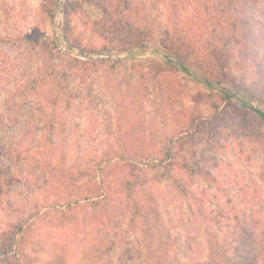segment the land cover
<instances>
[{"label":"rangeland","instance_id":"374dc122","mask_svg":"<svg viewBox=\"0 0 264 264\" xmlns=\"http://www.w3.org/2000/svg\"><path fill=\"white\" fill-rule=\"evenodd\" d=\"M106 1L0 0V232L33 218L44 244L32 251L44 263H55L53 255L60 252L55 243L67 239L66 264H144L141 242L120 233L117 219L103 231L78 225L71 232L50 218L58 208L43 159L62 161L69 170L86 168L119 137L142 144L178 137L176 160L188 159L182 166L186 174L197 163L227 189L216 193L190 176L208 193L203 201L220 225L227 230L235 219L226 210L231 197L247 224L264 228V120L252 108L264 110V0ZM116 3L152 22L157 39L130 51H87L102 45L99 19ZM233 20L231 36L226 26ZM175 28L196 40L195 50L180 43L186 46L180 60L189 72L177 67L179 57L162 45ZM243 40L254 61L247 69L226 53L232 44L237 56L243 54ZM72 59L88 60L90 67ZM107 59L116 61L113 67ZM166 171L158 166L153 173L163 190L159 200L173 253L184 262L203 259L204 228L191 205L170 191ZM246 233L236 234L235 245H250ZM90 243L95 250L96 244L105 248L102 260L87 252Z\"/></svg>","mask_w":264,"mask_h":264},{"label":"trees","instance_id":"16d2710c","mask_svg":"<svg viewBox=\"0 0 264 264\" xmlns=\"http://www.w3.org/2000/svg\"><path fill=\"white\" fill-rule=\"evenodd\" d=\"M107 1L109 4L112 3L111 0ZM140 15L138 11H124L120 3H116L115 8L113 5L111 9L106 8L104 15L99 19V28L103 32L104 41L102 45L89 46L87 51L98 49L130 51L155 41L157 33L152 22L144 20ZM236 24L234 20L227 24L226 31L230 35L231 33L236 35L233 29ZM182 32L175 28L161 41L165 48L179 57L174 59L177 67L189 72L190 69L180 60L182 59L180 56L185 54L186 46L195 50L193 46L196 40L189 35L186 39ZM41 38L39 36L40 40ZM180 43L187 44L182 49ZM246 44L243 40V54L241 52L239 56L232 44L226 50L231 58H238L240 65L245 69L254 65ZM178 46H180L179 53L176 51ZM72 60L81 67H90L88 60ZM105 62L111 63L113 67L116 61L107 59ZM203 71L213 74L210 69L203 68ZM209 79H206V82L213 84ZM240 103L245 108L248 104L244 99H240ZM252 108L264 120V110L253 106ZM177 142L178 137L161 144L133 143L126 138L121 140L119 137L113 146L103 151L95 164L75 171L72 168L66 169V163L62 161L54 163L49 158L43 159L42 169L46 179L54 186V206L58 208L56 214L50 218L57 222L59 229L71 230V232H74L72 227L78 225L84 230L88 227L94 229L97 226L103 231L109 221L117 219L116 224H120L123 230L119 229L120 233L129 232L141 242L144 264H264V228L257 229V224L254 227L247 224L248 221L242 217L243 210L237 211L232 198L228 197L230 208L226 210L232 211L235 219L227 224L225 230L224 226L220 225L221 218L217 219L212 209L203 201L209 196L208 193L199 191L191 183L190 178L195 175L211 184L216 193L221 194L227 189L209 168L197 163L193 164L191 177L187 175L182 166L187 165L188 159L185 158L183 162L176 160ZM158 166L167 170L165 177L168 179L170 191L191 205L195 217L204 228L207 255L203 259L184 262L173 253V234L166 224L159 200L163 190L160 188L159 178L155 175L157 173H153ZM80 183H83L82 188L78 185ZM33 223V218L18 220L0 232V264H49L44 263L40 255L32 251V249L37 250V245L44 244V240L36 233ZM248 227L250 230L247 229ZM236 232L241 234L240 238L246 233L248 238H251H249L250 245L246 244L244 248L243 243L235 245ZM101 235L103 236L102 233ZM70 240L72 242V239ZM55 244L60 252L58 255H53L54 259H57L54 264H66L69 251L67 239L56 241ZM91 244H88L87 252L93 251V259L102 260L105 248L102 249L96 244L95 250ZM248 246L251 247L246 249ZM115 248L113 246L110 250Z\"/></svg>","mask_w":264,"mask_h":264}]
</instances>
